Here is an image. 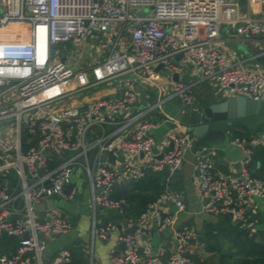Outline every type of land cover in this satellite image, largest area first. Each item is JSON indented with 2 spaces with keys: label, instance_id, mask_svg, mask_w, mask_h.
Instances as JSON below:
<instances>
[{
  "label": "built area",
  "instance_id": "1",
  "mask_svg": "<svg viewBox=\"0 0 264 264\" xmlns=\"http://www.w3.org/2000/svg\"><path fill=\"white\" fill-rule=\"evenodd\" d=\"M223 25L239 37L257 36L264 53V0H0V249L4 236L15 240L11 252L0 251V264H44L43 251L56 235L70 236L72 218L84 213L91 220L86 264H96L94 241L115 230L98 213H121L125 204L112 197L117 182L141 179L150 166L171 176L191 152L201 210L229 216L238 230H255L252 198L264 203V177L248 170L251 144L230 140L243 157L235 176L221 178L202 150L193 151L192 134L177 126L152 161L155 114L171 100L194 101L190 85L176 81L152 104L140 98L145 85L160 82V66L178 74L173 60L182 56L217 95L264 99V72L214 48ZM91 40L100 53L83 63L79 53ZM113 82L117 96L74 104ZM184 208L165 187L131 229L117 233L124 246L107 253L109 263L194 264L193 230L176 224ZM167 229L174 245L164 258V245L152 240ZM70 261L58 245L47 264Z\"/></svg>",
  "mask_w": 264,
  "mask_h": 264
},
{
  "label": "crops",
  "instance_id": "2",
  "mask_svg": "<svg viewBox=\"0 0 264 264\" xmlns=\"http://www.w3.org/2000/svg\"><path fill=\"white\" fill-rule=\"evenodd\" d=\"M242 5L241 13H245L246 8L244 3ZM213 46L215 49L221 51L224 54H235L245 66L264 72V65L255 58V55L259 52L260 48H262V42L257 36L247 38L239 37L233 33L231 34L225 32V25H223L220 36L213 42ZM99 53V46L96 42L91 40L81 49L79 53V60L83 63L95 61L97 60ZM173 63L178 68L177 80L173 78V74L171 75L167 68L160 66L159 72L162 77L157 86L145 85L144 87V91H146L142 99L144 100V104H152L158 95L162 96L170 92L172 88L171 82L173 81L190 85V94L193 97L194 103H196V105H194L196 108L211 101H220L225 99L215 93L213 83L201 80L200 68L197 65L182 56L175 58ZM120 91L121 89L115 82L108 83L107 85H103L100 89L75 101L74 104L80 105L83 103H89L94 99L104 96H117ZM176 100L180 101L179 98ZM168 104L169 102L164 105ZM171 110H175V107H172ZM153 118L157 122V128L153 129L151 132L154 138L152 161H156V159H159L162 153L166 151L170 145V141L168 139L170 121L164 122V119L168 118L164 112H161L157 115L155 114ZM254 129H250L252 131H250L248 137H242L241 139L250 143L253 148H264V132L262 128L258 131H255ZM224 135L225 136L223 138L214 139L197 150H202L207 155V157L212 160L214 163V172L217 177L231 178L238 173L240 167L239 162L242 159L243 154L237 146L231 144L230 140L232 137L228 130L225 131ZM194 158L195 157L192 152L188 153L181 169L171 176H169L167 171H164L163 169L157 170L153 166L148 167L146 173H156L160 177L164 187L169 188L181 199L185 208L178 214L176 224L177 226H186L193 230L195 241L192 244L191 253H196L200 257L210 259L215 254L205 251L204 241L206 239V235L209 232H216L217 229L226 231L228 227L233 228V225L230 222V219H226L225 216L205 213L201 210V203L196 193L197 178L193 169ZM258 167H260V163L256 164V168ZM259 176H264V174ZM123 181L129 182L130 180L120 179L117 184ZM252 201V215L256 221V228L251 233V235H254L256 240H264V203L255 197L252 198ZM167 210H174V206L172 204L167 205ZM121 213L125 214L126 212L123 213L122 211ZM102 215L103 214H101V217L104 222H111L105 218L106 215ZM123 220L127 221V225L126 227H122L121 230H127L134 226L137 218H123L119 222H111L115 226V230L107 240L100 241L98 243L97 252L95 251L97 258L96 264H110L107 259V253L109 251H119L122 249L121 242L117 240V233L121 231L118 229V225L121 224ZM201 236L204 237L203 240L200 239ZM70 238L71 239H68V241L69 243H72L71 245H73L76 240L74 241V237L72 235ZM12 240V238H9L6 241L12 242ZM72 240L74 242H72ZM158 241L161 242L165 247V253L163 256L166 258L173 249L174 245L172 242V230H165L162 235L159 236ZM86 257L87 248L84 249L83 247L82 256H80L78 259V263L86 264Z\"/></svg>",
  "mask_w": 264,
  "mask_h": 264
},
{
  "label": "trees",
  "instance_id": "3",
  "mask_svg": "<svg viewBox=\"0 0 264 264\" xmlns=\"http://www.w3.org/2000/svg\"><path fill=\"white\" fill-rule=\"evenodd\" d=\"M263 126L264 124L256 127L254 130L258 131L263 128ZM227 130L230 132L232 138L238 137L240 139L242 137H248L250 131H252L237 123L231 124ZM257 163H260V167L258 168H256ZM248 170L253 176L260 178L264 177L259 176L264 174L263 147L253 148L251 165L248 166ZM164 189L165 187L156 173H146L143 178L138 180H130L129 182L123 181L115 185L112 197L114 199H123L128 209L125 214L113 211H109L107 213L111 214V218L114 222H119L123 218H138L139 214L147 207V205L152 202ZM220 230L222 229H218V232H220ZM223 232L231 239L230 241L233 243V248H235L239 253V258L232 260V254H229L228 256L220 252V246L214 241L217 233L209 232L204 241L205 251L215 255L210 259H207L200 257L196 253H191L190 256L193 259L194 264H264V240H256L254 235H251L243 230H238L235 226H233V228L228 227L226 231ZM9 238L11 237H3V245L0 249L1 252H11L13 250L15 240L12 238L14 242L13 240L12 242H7L6 240ZM71 244L68 242L67 246H65L71 255V261L66 264H79L78 259L82 256V250H78L77 248V250H75V248H73L74 246ZM217 256L218 258L216 261L212 262Z\"/></svg>",
  "mask_w": 264,
  "mask_h": 264
},
{
  "label": "water",
  "instance_id": "4",
  "mask_svg": "<svg viewBox=\"0 0 264 264\" xmlns=\"http://www.w3.org/2000/svg\"><path fill=\"white\" fill-rule=\"evenodd\" d=\"M255 58L264 65V53L256 54ZM177 77L178 74H173L175 80H177ZM143 96L144 93L141 94L140 98L143 99ZM194 105L196 103L188 105L178 100H171L168 105L162 106V111L170 119V128L179 126L183 131L190 132L196 139L194 151L214 139L223 138L225 131L233 123L240 124L247 129H254L264 124V99L250 100L245 96L237 95L229 96L220 101H211L197 108ZM172 107H175V110H171ZM63 153L66 154V150H63ZM250 165L251 162L248 166ZM163 170L167 171L166 168H163ZM58 201V198H56V204L65 206L64 202ZM121 207L123 213H125L127 205L123 204ZM225 218L229 219V216L226 215ZM126 225L127 221L123 220L118 225V229L121 230ZM72 235H74V232ZM56 238L58 239L59 236L56 235ZM200 239L203 240L204 237L201 236ZM157 241L158 238L154 235L153 244ZM57 246L56 241L51 242L48 248L43 251L44 264H47L51 253L56 250ZM123 246L124 243L121 242V247L123 248Z\"/></svg>",
  "mask_w": 264,
  "mask_h": 264
},
{
  "label": "rangeland",
  "instance_id": "5",
  "mask_svg": "<svg viewBox=\"0 0 264 264\" xmlns=\"http://www.w3.org/2000/svg\"><path fill=\"white\" fill-rule=\"evenodd\" d=\"M54 91L55 90H52L51 93ZM101 214H103L102 216L106 215L105 218L107 220L111 221L112 223L114 222V220L111 218V214L107 213V211H105L104 213H98V218H100V219L102 218ZM73 221H74V225L76 227V229L74 231V235L71 234L74 237L73 238L74 241L76 240L75 242L72 240V242H74L73 248H75V250H77V249L82 250L83 247H84V249L88 248L90 245L89 233H90V229H91V220H90L88 213H86V214L84 213V214H81L78 216H74ZM217 232H218V229L214 233H217ZM70 236L62 237V238L58 239V241H57L58 245L67 246V243L69 242L68 239H71ZM230 240L231 239L228 238V235L224 234V232L222 230H220V232H218L217 236L214 238L215 243L220 246V252H222L228 256H229V254L230 255L232 254L231 259L236 260L239 258V253L235 248H233V243ZM99 242L100 241L98 239H96L94 241V249L96 252H97V245ZM217 258H218V256L215 257L212 262H215Z\"/></svg>",
  "mask_w": 264,
  "mask_h": 264
}]
</instances>
